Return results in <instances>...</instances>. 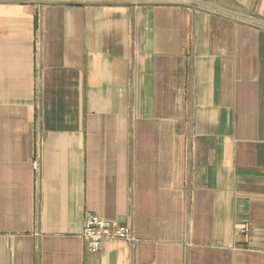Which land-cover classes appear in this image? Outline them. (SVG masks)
I'll use <instances>...</instances> for the list:
<instances>
[{
	"label": "crops",
	"instance_id": "0c3cea01",
	"mask_svg": "<svg viewBox=\"0 0 264 264\" xmlns=\"http://www.w3.org/2000/svg\"><path fill=\"white\" fill-rule=\"evenodd\" d=\"M171 1L0 0V264H264V31Z\"/></svg>",
	"mask_w": 264,
	"mask_h": 264
},
{
	"label": "built area",
	"instance_id": "2783aa9c",
	"mask_svg": "<svg viewBox=\"0 0 264 264\" xmlns=\"http://www.w3.org/2000/svg\"><path fill=\"white\" fill-rule=\"evenodd\" d=\"M171 4L185 7L189 11H203L230 18L264 31V20H259L252 16H238L237 14H232L212 5L205 4L200 0H173ZM34 165L37 166V164ZM81 238L91 253H98L101 250L102 243L106 240H121L129 244L135 243L132 231L128 225L104 220L92 214L85 215L84 217Z\"/></svg>",
	"mask_w": 264,
	"mask_h": 264
},
{
	"label": "rangeland",
	"instance_id": "374dc122",
	"mask_svg": "<svg viewBox=\"0 0 264 264\" xmlns=\"http://www.w3.org/2000/svg\"><path fill=\"white\" fill-rule=\"evenodd\" d=\"M201 1V0H200Z\"/></svg>",
	"mask_w": 264,
	"mask_h": 264
}]
</instances>
